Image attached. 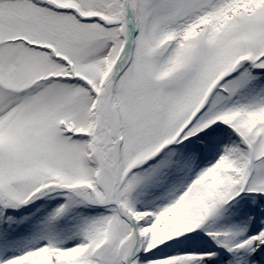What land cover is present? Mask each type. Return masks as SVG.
<instances>
[{"label": "snow or ice", "instance_id": "1", "mask_svg": "<svg viewBox=\"0 0 264 264\" xmlns=\"http://www.w3.org/2000/svg\"><path fill=\"white\" fill-rule=\"evenodd\" d=\"M0 264H264V0H0Z\"/></svg>", "mask_w": 264, "mask_h": 264}]
</instances>
